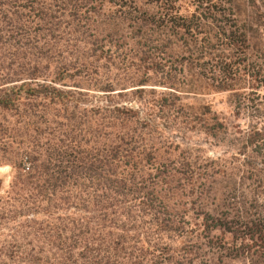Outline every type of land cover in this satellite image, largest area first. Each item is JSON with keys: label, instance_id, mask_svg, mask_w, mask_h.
Masks as SVG:
<instances>
[{"label": "trees", "instance_id": "16d2710c", "mask_svg": "<svg viewBox=\"0 0 264 264\" xmlns=\"http://www.w3.org/2000/svg\"><path fill=\"white\" fill-rule=\"evenodd\" d=\"M104 2L117 3L108 12H118L116 24L109 25ZM160 3L168 15L166 0ZM142 7L0 0V110L9 132L2 141L12 169L0 197V264L264 262L263 228L242 200L264 196V47L229 26L193 32L201 26L196 13L166 16L160 26ZM60 23L73 32H53ZM76 25L101 29L74 32ZM128 56L164 69L158 83L171 90L145 99L155 93L141 87L145 71L112 81L106 68ZM68 82L102 91L105 102L82 108L86 92L62 88ZM215 92L233 97L230 109L246 104L244 128L207 104H178L180 95L195 100ZM128 96L125 104L117 99ZM159 130L178 136L176 149L203 134L224 147L236 172L225 174L221 155L209 175L191 167L181 151L172 156L170 146H157Z\"/></svg>", "mask_w": 264, "mask_h": 264}, {"label": "rangeland", "instance_id": "374dc122", "mask_svg": "<svg viewBox=\"0 0 264 264\" xmlns=\"http://www.w3.org/2000/svg\"><path fill=\"white\" fill-rule=\"evenodd\" d=\"M120 1V0H119ZM125 1L127 4H135L136 6H143V11L147 14L148 19H153L155 21V24H159L161 26L162 18H166V16L174 15L176 17L181 18H189L191 15H194L195 13L198 17V21H200L201 26L194 27L193 32H204L202 29L205 28L204 26H225L227 28L229 26V29L233 30V32H250L253 35H255V41L257 45L261 48L264 47V0H166V4L169 5L170 12L168 15H164L162 11L159 10L160 7V1L161 0H122ZM230 1V2H229ZM147 3V4H144ZM200 4L198 7L196 6ZM117 3L113 6L112 3H103V11L106 17L113 18L112 21L110 20L109 25L113 22L114 24L117 23V14H114V16H109L108 12L112 11L114 9H117ZM232 5V7H230ZM237 6V8H236ZM256 6V10L258 11L259 18L257 20H254L252 17V10H255L254 7ZM54 11V10H53ZM239 12V14H237ZM133 13V12H132ZM194 13V14H193ZM134 14V13H133ZM196 14L194 16H196ZM187 21V20H186ZM194 19H192L189 23H196L198 22ZM207 21L208 23L204 24V22ZM177 22L180 21L177 20ZM81 24V23H80ZM208 24V25H207ZM158 25V26H159ZM56 24H54V27ZM80 26V27H78ZM76 25L74 32H98L101 27L99 28H93V27H85L83 25ZM154 26V25H153ZM157 26V25H156ZM159 26V27H160ZM120 31L117 32H128L124 28L119 29ZM209 30V29H208ZM210 29L209 32H215V29ZM53 32H73L70 29H68L67 25H64V23H60L58 26V29L56 30L54 28ZM155 32H167L163 31L161 29L156 30ZM227 32V31H226ZM123 64L120 65L119 63L115 65H110L108 68H106V73L109 75L112 81L121 82L123 80L129 81V80H136L138 79L142 72L145 71V76L147 77L145 81V85H142L141 87L144 88V90L152 89L155 93L149 94L148 92H145L143 94V97L145 99L151 98V97H157L159 95V92H167L171 90L170 88L162 86V84L158 83L160 78H163L164 76V69L161 71V69L158 66H155L154 63H144L146 64L145 68H142L144 64L138 62L136 60V57L128 56L125 59H123ZM163 75H162V74ZM66 85L62 86L64 89H73V90H79L86 92L85 95L81 96V102L80 105L82 108H89L90 106H93L94 104H103L105 102L104 98H102L101 94L102 91H96L93 90L91 87H87L89 89H86L84 85H80L79 87L72 86L73 83L68 82L65 83ZM134 84H128L126 85V89L129 90L133 88ZM118 88V87H115ZM257 89H260V87H257ZM243 90V89H241ZM115 91H119V89H116ZM113 91V92H115ZM130 96V95H129ZM128 97H117L118 100H120V103H127V100L125 98ZM179 98V103L182 104L183 108L186 107V105L190 104H207L209 105V108L211 111H214L216 113H221L222 115L228 117V115H232V123L235 126V128L242 129L244 128L246 118L245 115L248 114V111L246 109V104L243 105V107H240L241 103H238L239 107L235 105L230 109V106L234 104L233 97L227 96L226 92H215L210 93L207 95L199 96L197 99H192L188 96H182ZM252 95H250L251 97ZM242 105V104H241ZM264 117V115L262 114ZM8 116L7 113L0 110V154H3V161L0 163V197L5 194V191L8 189V184L11 178L12 169L10 167V164L6 162L5 159H8L10 154L7 152V144H3L2 140H9V132L8 127L6 126L5 121L7 120ZM158 122V121H157ZM264 123V119L262 120ZM91 127L89 126V129ZM5 129V131H4ZM65 129V128H64ZM67 131V130H66ZM5 132V133H3ZM75 132L70 133L69 136H74ZM157 146H160L161 149L167 148V146H170L169 149H172L173 155L176 154V152L181 151L186 158L191 160V163L193 164L191 167L198 168L199 170H203L204 174L209 175L212 172H216V167L214 166L215 162L212 160L214 158H217L218 156H222L220 160L218 161L221 166H224L225 174H229L231 169L233 172H236L234 170V166H237V163L233 158L229 156V154H222V148L219 145L213 144L211 142L205 141L203 139V134L199 133L196 135H192L185 144H182L183 146L180 149L175 148V144H178V136L173 134V132H167L165 130H159L158 135L156 136ZM228 139V138H227ZM226 139V141H227ZM86 140H89V136L86 135ZM171 144V145H170ZM239 170V168H238ZM240 172V171H239ZM239 172H237L239 174ZM217 177V180H221L222 177L220 175L215 174ZM211 178H214L211 177ZM261 179V180H260ZM259 181L262 182V186L264 187V171L260 173L259 175ZM247 196V194H245ZM245 202V207L248 211V214L251 215V220L257 223V227L263 228L262 231H264V196L257 198L255 201H251L249 197H245L242 199ZM4 228V227H2ZM264 233V232H262ZM1 238V235H0ZM231 256V255H230ZM224 264H242L239 259L236 258H228L226 257ZM264 261V256L262 258ZM261 264H264L262 262Z\"/></svg>", "mask_w": 264, "mask_h": 264}]
</instances>
